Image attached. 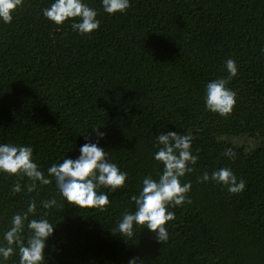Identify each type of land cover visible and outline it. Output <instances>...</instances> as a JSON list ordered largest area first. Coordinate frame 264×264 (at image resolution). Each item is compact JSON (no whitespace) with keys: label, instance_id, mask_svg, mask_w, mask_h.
Wrapping results in <instances>:
<instances>
[{"label":"trees","instance_id":"obj_1","mask_svg":"<svg viewBox=\"0 0 264 264\" xmlns=\"http://www.w3.org/2000/svg\"><path fill=\"white\" fill-rule=\"evenodd\" d=\"M51 2L23 0L13 21L0 23V143L31 146L47 176L53 163L99 141L128 176L100 211L64 202L54 179L28 192L26 177L0 174V238L13 213L35 201L29 219L46 215L56 227L44 264H264V0H131L112 15L86 0L100 20L86 36L47 21L41 9ZM229 58L238 66L228 84L237 103L222 117L205 108L204 93L208 81L227 77ZM163 131L193 136L198 160L181 178L191 202L170 209L167 242L142 227L125 238L117 223L134 211L142 178L162 171L153 153ZM220 167L243 178L244 191L198 180ZM50 199L56 204L44 209ZM4 264H19L18 254Z\"/></svg>","mask_w":264,"mask_h":264},{"label":"clouds","instance_id":"obj_2","mask_svg":"<svg viewBox=\"0 0 264 264\" xmlns=\"http://www.w3.org/2000/svg\"><path fill=\"white\" fill-rule=\"evenodd\" d=\"M100 4L109 15L123 14L130 8L131 0H100ZM22 6L23 0H0V23L10 24ZM41 14L58 27L69 22L72 30L82 36L93 34L100 27L97 10L90 7L86 0H52L48 7L41 9ZM261 52H264V48ZM225 68L227 77L208 81L204 93L205 108L222 117L229 116L237 103V93L228 84L238 75V66L229 58L225 61ZM99 129L91 127L99 138H104L106 132ZM155 140L159 147L153 153V159L162 163V171L156 179L151 175L142 178L138 193L131 197L135 209L122 213L116 230L126 238L133 236L134 227L146 228L154 234L157 243H165L169 239L167 224L175 215L170 209L191 202L187 196L191 183H182L181 178L192 172L191 165L196 164L198 156L191 151V133L163 131L155 136ZM223 155L234 158L235 153L232 148H226ZM0 174L26 177L30 181L24 186L28 192L36 189L38 184L48 185L54 179L64 202L79 206L81 210L95 208L100 211H105L110 203L108 193L124 187L128 176L99 146V141L80 145L79 155L75 159L65 157L60 163H53L47 168V176L33 159L31 146L0 143ZM198 180L214 181L232 194L241 193L246 187L244 179L238 180L228 167H220L211 174L204 171ZM101 187L108 191H99ZM11 191L21 192V184L15 183ZM55 204V199L41 201L44 209ZM36 207L35 201H30L25 210L11 216L9 226L0 238V264H4L14 253L18 254L19 264H44L45 249L56 227L46 215L29 219ZM137 260L135 257L130 258L127 264H137Z\"/></svg>","mask_w":264,"mask_h":264},{"label":"rangeland","instance_id":"obj_3","mask_svg":"<svg viewBox=\"0 0 264 264\" xmlns=\"http://www.w3.org/2000/svg\"><path fill=\"white\" fill-rule=\"evenodd\" d=\"M234 141H236L238 143H244V140H242V139H234Z\"/></svg>","mask_w":264,"mask_h":264}]
</instances>
